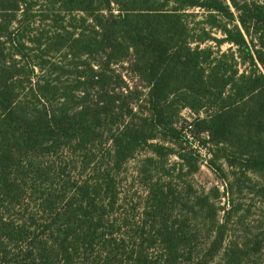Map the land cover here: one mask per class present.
Here are the masks:
<instances>
[{"label": "trees", "instance_id": "trees-1", "mask_svg": "<svg viewBox=\"0 0 264 264\" xmlns=\"http://www.w3.org/2000/svg\"><path fill=\"white\" fill-rule=\"evenodd\" d=\"M0 264H264V0H0Z\"/></svg>", "mask_w": 264, "mask_h": 264}, {"label": "rangeland", "instance_id": "rangeland-1", "mask_svg": "<svg viewBox=\"0 0 264 264\" xmlns=\"http://www.w3.org/2000/svg\"><path fill=\"white\" fill-rule=\"evenodd\" d=\"M201 18V17H199ZM217 36H221L220 33H217ZM211 44L215 45V43L210 42ZM230 45L229 44H223L221 46L222 50H226ZM128 63H125V67H118L119 70H121V72H123L125 74V77L129 80L130 84L135 83L134 81H137V79H133L134 77L131 76L132 74H130V69L128 68ZM244 66H241V69H243ZM128 71V72H127ZM137 83H139V81H137ZM140 88L143 89V91L146 93L148 91V88L145 86V84H141ZM144 111H147V108L144 107ZM198 115L203 116V110L199 111V112H193L191 109L189 108H183V109H179V113L178 116L176 117L178 119V126H184V130L183 132L185 133L186 137L192 141V147L195 151H197L199 157H198V170L194 173V174H189V176L186 177L189 178V180L192 182L194 188L197 190L198 193H208L212 194L213 197H216V193L215 192H211V190L214 187L219 188L220 191V196L219 198H217V201L220 205H222L224 203V199H225V181H230L232 176L231 173L229 172L230 168L227 166V163L225 161V158L221 157L222 153L216 151V147L213 146L210 142L207 141H199V139L205 138L208 139L207 134L206 133H202L201 136L198 135H193L194 133L192 132L193 130V119L195 117H197ZM162 141H164L165 143L168 140H164L162 138ZM167 145H170L172 147H174V151H178L179 148L175 145L172 144L171 142H167ZM186 150V149H185ZM182 150V151H185ZM147 154V149L144 147L141 149V151L139 152V154L131 159L128 164H127V174L125 175V178L127 177L128 182H131V184L136 181L133 180L136 179V167L138 165V161L139 159H141L142 157H144V155ZM178 157L176 156V154H172L170 156V161L174 162L177 161ZM217 165H222V167L224 168L225 172L228 174L229 178H223V176L221 175V173L216 172L214 170L213 167H217ZM134 186H138V184H135ZM211 192V193H210ZM236 197L240 196L237 193L234 195ZM258 198V197H257ZM257 198H254L251 202L250 196L246 197V199H248L249 202H251V204H253V210L257 213L258 210H260V208L262 207V205L260 204L259 200ZM221 214L223 213V211H220Z\"/></svg>", "mask_w": 264, "mask_h": 264}]
</instances>
